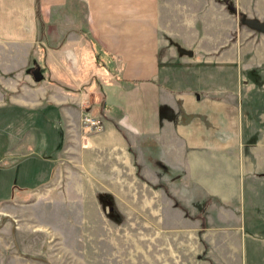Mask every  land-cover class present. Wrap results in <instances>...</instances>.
I'll use <instances>...</instances> for the list:
<instances>
[{
  "label": "crops",
  "instance_id": "crops-1",
  "mask_svg": "<svg viewBox=\"0 0 264 264\" xmlns=\"http://www.w3.org/2000/svg\"><path fill=\"white\" fill-rule=\"evenodd\" d=\"M35 1L0 0V215L63 213L95 264H162L178 252L145 230L197 190L233 225L211 264L248 237L244 260L264 264V34L215 0H38L40 37Z\"/></svg>",
  "mask_w": 264,
  "mask_h": 264
},
{
  "label": "rangeland",
  "instance_id": "rangeland-1",
  "mask_svg": "<svg viewBox=\"0 0 264 264\" xmlns=\"http://www.w3.org/2000/svg\"><path fill=\"white\" fill-rule=\"evenodd\" d=\"M228 1L231 6L236 8L237 15H243L241 22L244 27L252 30L249 25L244 24L245 21L264 23V0ZM254 32L262 34L257 31ZM262 71V73L259 72L257 78L264 81V69ZM251 72L244 67L240 72L235 66L234 69L228 71V77L229 80L232 77L237 78L238 76L241 79L250 80L252 77L254 78ZM262 125H264V122L260 126ZM196 196H198L197 193ZM198 197L199 200L204 198L203 195H199ZM188 199L184 202L180 201L186 206L188 212L186 215L181 210L184 216L188 218L185 219L186 221L183 220L184 216L182 212L178 210L180 214L168 217V223H166L167 221L164 222V226L161 229L147 228L145 230L144 235L148 239L162 235L163 252H170L172 250L178 252L175 256L163 258L162 264H211L212 260L209 258V255L212 252L218 253V247H220L217 242H213L214 239L218 240L221 236L230 239L234 235V232L228 229L215 228L214 220L211 216L205 215L203 223L199 219H196L198 221L194 222L196 209L192 206L188 207V204H186ZM7 211L3 212L2 216L0 215V264H95L96 260L89 259L92 245L83 244L84 250H81V245L75 243L76 228L66 226L61 221L62 219L66 220L65 215L60 217L63 213L56 211L45 213L46 220L43 221L41 217H34L33 213H29L26 210L22 211L20 208L16 211ZM6 214L8 216H4ZM169 218L171 219L169 220ZM199 221L201 224L198 223ZM208 228L211 229L209 230ZM103 230L104 234L109 231V229ZM139 230V228L114 229L116 235L120 232H123L124 235H139ZM84 233L90 236L91 229H87L86 232L84 230ZM101 233L102 230L99 229V234L103 235ZM96 234L98 233L96 232ZM205 237H212L211 243H209L211 247L204 242ZM254 238L256 237H248L246 239L247 243L245 245L243 243L241 248L239 247L235 260L225 259L218 261V263L244 264V261H247L248 264L251 263L249 259L244 260V246L248 249L249 245H252V241L258 240ZM152 245L154 246V244ZM147 246L149 247V244ZM152 250L154 251V249ZM114 262L117 264L119 261L116 260ZM131 262L133 264L135 261ZM136 262L138 263V261ZM147 262H149L148 264L156 263L155 260Z\"/></svg>",
  "mask_w": 264,
  "mask_h": 264
},
{
  "label": "trees",
  "instance_id": "trees-1",
  "mask_svg": "<svg viewBox=\"0 0 264 264\" xmlns=\"http://www.w3.org/2000/svg\"><path fill=\"white\" fill-rule=\"evenodd\" d=\"M216 2L222 4L225 6V8L227 9V6L230 5V2L228 0H215ZM228 11V10H227ZM229 12V11H228ZM230 14L235 15V13L229 12ZM35 16H36V20L38 23V30H39V35L40 37H43L44 35V25L41 21L40 18V10H39V2L38 0L35 1ZM238 18L240 21V24H242L241 19H243V15L242 14H238ZM171 44H174L171 42ZM101 50L98 49L96 55L98 56V59L100 58L101 55ZM197 191V190H196ZM194 192V194L188 199L187 203L188 207L192 206L193 208L196 209V215L194 216L195 219H199L201 220V222L203 223L204 221V216H211L214 220V227L215 228H232L233 225L231 224H226V223H221L218 219H217V212H218V208L220 206H222V204L216 200L215 198L212 197H208V198H203L199 200V195H202L200 193ZM196 193L198 196H196ZM170 196V195H169ZM173 200L174 206L177 207L178 209L182 210L183 212L186 213L187 215V209L186 206L178 201L177 199L173 198L172 196H170ZM204 228V227H202Z\"/></svg>",
  "mask_w": 264,
  "mask_h": 264
},
{
  "label": "water",
  "instance_id": "water-1",
  "mask_svg": "<svg viewBox=\"0 0 264 264\" xmlns=\"http://www.w3.org/2000/svg\"><path fill=\"white\" fill-rule=\"evenodd\" d=\"M227 10L229 12L235 13L236 14V8L234 6H227ZM245 25H249V27L257 32H260L262 34H264V23H259L256 21H245L244 22ZM176 46V50L179 54V56H186L188 58H191L193 56V52L191 50H186L184 48H182L179 45H175ZM30 74L34 80L35 83H40L43 79L42 74L40 73V68L38 66L34 67L31 71Z\"/></svg>",
  "mask_w": 264,
  "mask_h": 264
},
{
  "label": "built area",
  "instance_id": "built-area-1",
  "mask_svg": "<svg viewBox=\"0 0 264 264\" xmlns=\"http://www.w3.org/2000/svg\"><path fill=\"white\" fill-rule=\"evenodd\" d=\"M82 126L87 133H96L102 129V124L98 119L91 117L89 114H85L82 117ZM87 138L82 139V145L86 146Z\"/></svg>",
  "mask_w": 264,
  "mask_h": 264
}]
</instances>
